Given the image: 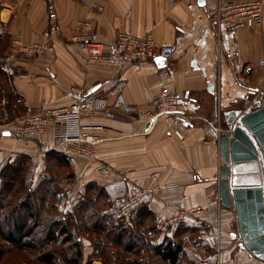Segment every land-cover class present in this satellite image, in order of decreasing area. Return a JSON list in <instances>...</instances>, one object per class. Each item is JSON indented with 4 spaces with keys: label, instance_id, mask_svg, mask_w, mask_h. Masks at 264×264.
Masks as SVG:
<instances>
[{
    "label": "crops",
    "instance_id": "obj_1",
    "mask_svg": "<svg viewBox=\"0 0 264 264\" xmlns=\"http://www.w3.org/2000/svg\"><path fill=\"white\" fill-rule=\"evenodd\" d=\"M53 1L61 27L57 34L48 31L45 0H0V105L21 118L27 112L67 105L78 91L106 99L108 113L89 114L78 124L71 121L69 130L80 127L96 136L97 159L112 172L97 173L87 160L64 155L59 137L63 122L47 128L38 139L17 140L0 133V171L26 159L30 189L57 182L60 196L71 204L87 186L103 189L113 200L135 186L151 183V174L158 172L157 182L172 186L156 191L120 219L125 226L138 228L148 219L155 230L159 220L179 209L201 206L203 225L187 221L170 226L161 240L179 242V264H191L212 252L200 234L213 229L217 219L222 263L264 264L243 245L234 208L222 206L218 197V170L223 165L218 139L226 131V119L234 110L255 109L256 101L264 98V0L261 26L235 32L217 26L212 9L219 1L249 0H204L202 6L198 0ZM79 19L90 20L107 47L117 32L128 31L141 38L151 36L158 46L172 44L173 54L162 68L154 60L121 68H84L73 55L77 45L70 42ZM17 34L25 43L48 41L54 50L6 61L9 42ZM162 88L177 94L185 108L182 139L169 133L161 120L147 126L148 120L142 117L153 109Z\"/></svg>",
    "mask_w": 264,
    "mask_h": 264
},
{
    "label": "built area",
    "instance_id": "obj_2",
    "mask_svg": "<svg viewBox=\"0 0 264 264\" xmlns=\"http://www.w3.org/2000/svg\"><path fill=\"white\" fill-rule=\"evenodd\" d=\"M85 2V0H76ZM48 19V31L57 34L61 27L57 19L53 0H45ZM100 11V6H92ZM215 23L222 25L227 32H235L239 29L249 28L256 30L261 26L263 3L261 0L249 1H219L212 9ZM70 42L77 45L73 55L75 60L84 68L92 65H102L121 68L127 64L153 61L157 57L165 60L171 58L174 46L165 44L158 46L151 36L138 37L128 31L116 33L113 44L105 46L98 39L97 31L93 23L88 19L75 21L72 27ZM54 50L53 45L46 42L25 43L20 34L11 38L8 45L6 61L12 62L19 55L40 56L50 54ZM262 64L263 61L261 60ZM6 71V66L1 65ZM109 106L106 99L86 95L78 91L76 98L67 105L45 108L38 113H25L21 118L10 119L7 111L0 109V133L17 140L38 139L43 132L56 126L59 122L64 123V128L59 133L61 142L65 145L63 153L70 158L87 160L91 163L93 170L103 175H110L112 168L105 162L98 160L96 156V145L98 138L93 134L81 130L79 127L75 132L69 130V123L79 120L89 114L108 113ZM185 108L179 101L177 94L162 88L156 97L152 110L145 112L142 117L148 122L162 121L169 133L175 138L182 139L181 121L185 117ZM151 183L145 186H135L125 195L114 198L107 208L103 210L106 215L114 219H123L129 216L143 202L150 200L156 191L170 188V183H159L158 172L150 176ZM59 203L63 204L65 198L60 196ZM204 209L201 206L181 208L170 218L159 220L155 227L158 230L156 241L164 237L165 230L170 226L179 225L190 221L195 226L203 225ZM212 249V252L194 258L191 264H224L221 261V225L217 219L213 229L200 234Z\"/></svg>",
    "mask_w": 264,
    "mask_h": 264
},
{
    "label": "rangeland",
    "instance_id": "obj_3",
    "mask_svg": "<svg viewBox=\"0 0 264 264\" xmlns=\"http://www.w3.org/2000/svg\"><path fill=\"white\" fill-rule=\"evenodd\" d=\"M1 108L5 111L8 109L0 105ZM8 110L10 119L20 118L17 112ZM51 185L57 186L56 189H59L57 182H52ZM96 189L91 190L87 195L82 193L81 196L73 199L72 204L66 200L63 204L59 203V190H57L58 194H49V196L40 192L43 202L39 205L33 204L32 209L37 210L38 208L43 220L38 223L32 235L27 238L21 239L16 234H12L11 240H9L6 232L11 231L8 222H11L12 219L9 217L0 219V227L3 232L0 235V264H72L68 263V260H75L78 264H130L131 262H134L132 264H168L162 262L152 252L147 253L145 250L136 252L137 254L126 252V246H132L133 250L135 246H149V243L158 246L154 244V238L158 235L157 229L154 230V226L152 227V223L148 219L140 224V227L132 228L125 226L126 221L120 219L119 221L104 214L103 210L110 206L112 200H109L107 193L99 192L98 187ZM7 199L9 200V198H5L4 201ZM33 199L36 202V197ZM49 203L51 206L47 208L46 204L49 205ZM68 203L70 204L68 205ZM14 204V201H11L6 209L10 210V206ZM17 211L24 216L28 214L26 208H20ZM30 211L32 210L30 209ZM24 219L21 218V220ZM97 223L103 224L98 229L101 232L100 235L96 231ZM142 227L150 228V231H146ZM48 232L50 234L54 232L52 239L48 240ZM116 237L119 240L115 243L113 239ZM177 238H179V233ZM177 244L179 245V242H176L174 246ZM38 246L45 247L38 248ZM95 246L108 247L103 248L102 251L100 249V254ZM79 250L81 256L75 258V253ZM42 254H45L44 256L51 261L47 262L43 259ZM180 264H183V261Z\"/></svg>",
    "mask_w": 264,
    "mask_h": 264
},
{
    "label": "water",
    "instance_id": "obj_4",
    "mask_svg": "<svg viewBox=\"0 0 264 264\" xmlns=\"http://www.w3.org/2000/svg\"><path fill=\"white\" fill-rule=\"evenodd\" d=\"M154 63L162 68L166 60L157 57ZM255 106L231 112L219 136L218 197L222 206L234 208L245 248L264 261V98Z\"/></svg>",
    "mask_w": 264,
    "mask_h": 264
},
{
    "label": "trees",
    "instance_id": "obj_5",
    "mask_svg": "<svg viewBox=\"0 0 264 264\" xmlns=\"http://www.w3.org/2000/svg\"><path fill=\"white\" fill-rule=\"evenodd\" d=\"M29 168L30 166L28 161L26 159H23L17 165L15 164L5 165L0 171V211H3L0 212V219L7 217L12 219L11 222H8L10 223L11 231L6 232V236L9 240H11L12 234H16L21 239L30 237L34 232L35 228H37L38 223H40L41 220H43L42 214L39 212L38 208L37 210L32 209L33 204L39 205L40 203L43 202V198L40 196L41 195L40 192H43L44 195L49 196V194L55 195L58 192L57 190H59L58 188L56 189L57 186L54 185L52 186L51 182H47V183L43 182L39 185L38 188L31 190L26 183ZM95 187L97 188V186L95 185L87 186L84 193L87 195V193L91 192V190H97ZM100 191H103V189L99 188V192ZM34 197H36L35 199L36 202L33 201ZM5 198H9V200L11 199V201H14L15 203L14 205L10 206V210H7L6 206L10 205L11 201H9L8 199L7 201H4ZM46 206L48 208V206L50 207L51 204L50 203L49 205L46 204ZM19 207L23 209L26 208L28 214L24 216L21 212L18 213L17 210L20 209ZM138 208H136L135 210H137ZM30 209L32 211H30ZM21 218L23 219L25 218L26 220L25 219L21 220ZM69 219H71V217H69ZM31 220L32 222H30ZM100 224L97 223L95 225L97 228L96 231L98 235H100L101 233L100 231H98V229L103 225L102 223ZM92 229H94V226H92ZM53 233L51 234L50 232L47 233L48 240L49 238L51 239L53 238L54 235ZM1 234H3V232L0 227V235ZM118 240L119 239H117V237L113 239L115 243L118 242ZM174 245H175L174 243L164 240L158 246H153L151 243H149V246H135L134 250L132 246H126L125 250L127 253H133V254H137L136 252L145 250V252L147 253L152 252L154 256L159 258L164 263L177 264L179 261L181 247L178 244L176 246ZM44 247L45 246H38V248H44ZM95 247L98 248V252H99L100 249H101L100 251H102L103 248L108 246H95ZM44 255L45 254H42L41 257L45 259L47 262H50L51 260ZM80 256H81V252L79 250L78 252L75 253V258H78ZM67 262L72 264H78V262L75 260L74 261L68 260ZM132 263L134 262H131L130 264Z\"/></svg>",
    "mask_w": 264,
    "mask_h": 264
}]
</instances>
